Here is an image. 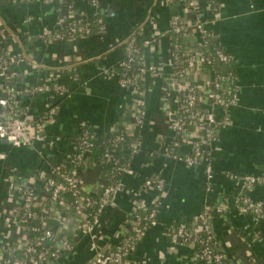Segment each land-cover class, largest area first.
Masks as SVG:
<instances>
[{
  "label": "crops",
  "instance_id": "obj_1",
  "mask_svg": "<svg viewBox=\"0 0 264 264\" xmlns=\"http://www.w3.org/2000/svg\"><path fill=\"white\" fill-rule=\"evenodd\" d=\"M67 1L69 6L62 7L58 0H0V48L26 60L11 82L16 102L32 121L42 120L52 106L57 109L46 122L43 141L30 147H12L0 140V264L6 262L7 249L21 238L16 219L19 188L33 187L45 204V176L75 154L84 128L91 129L95 136L112 133L116 126L134 129L133 113L127 109L133 98L111 71H116L126 41L137 30L146 43L145 63L158 69L143 81L145 119L140 149L132 155L118 192L99 219L95 242L78 234L80 223L75 214L58 213L50 218L48 226L70 238L74 249L43 264H94L96 248L111 252L119 244L132 211L153 207L155 223L145 226L141 241L127 258L129 264H205L194 259L191 248L172 244L166 230L204 212H208L215 242L230 264H264V218L239 211V181L235 179L250 175L264 180V0H198L197 12L171 0H100L98 10L89 0ZM99 14L107 27L100 37L48 44L38 40L44 29L92 23ZM175 17L189 22L198 17L231 58L219 64V70L191 73L204 89L212 82V72L220 71L233 77L222 83L223 92L236 90L238 94L237 104L227 113L215 110L219 119L227 115L230 125L219 129L208 148L211 182L204 166H188L168 155L175 138L172 116L178 109L169 65ZM197 41V33H190L189 42ZM56 82L67 87L68 96L52 94L50 87ZM35 85L45 90H27ZM4 91L0 77V100ZM210 92L211 87L207 94ZM179 150L189 155L193 147L188 142ZM156 177L164 182L161 190L144 189L145 181ZM101 179L96 165L87 162L81 173L84 188L97 190ZM247 194L253 201H262L264 183L254 185Z\"/></svg>",
  "mask_w": 264,
  "mask_h": 264
},
{
  "label": "built area",
  "instance_id": "obj_2",
  "mask_svg": "<svg viewBox=\"0 0 264 264\" xmlns=\"http://www.w3.org/2000/svg\"><path fill=\"white\" fill-rule=\"evenodd\" d=\"M21 1L33 2L37 0ZM89 1L96 10L99 9L100 0ZM171 1L174 5H181L190 11L197 12L200 10L198 0ZM67 2V0H58L59 4H66ZM92 23H96V32L91 28ZM92 23H72L67 28L53 31L44 29L38 36V40L48 44L66 41L68 37L70 39L100 37L105 34L107 27L103 18L96 15ZM140 33V30L135 31L124 45V56L118 66L122 72L111 71L112 74H116L118 77L119 86L128 89L134 102L127 108L130 113H133L134 129L116 126L112 133H119L115 137L114 145L127 144L132 155L139 151L141 145L137 141H128L126 134L133 136L135 128L142 127L144 124L145 104L141 99L143 81L146 75L158 73L156 65H147L144 57L140 54V47L137 46L136 39ZM190 33H197V43L192 44L189 42ZM171 37L173 40V56L169 63L173 70L171 86L176 88L178 109L175 113L177 117L173 121L175 138L168 155L185 162L188 166H204L207 180L211 182L213 172L208 159V148L215 141L219 129L222 126L230 125L229 117L225 115L222 119H219L215 110L220 109L227 113L231 107L237 104L238 94L236 90H232L230 93L223 92L222 83L232 79L231 76L211 71L213 74L212 82H210L209 87L202 89L191 78V73L193 71L204 73L203 67L205 64H225L230 62L231 58L221 48L215 49L213 55H208V45L217 39L214 33L207 29L206 23L198 17L192 22L175 17L171 24ZM28 41L31 42V38H28ZM23 61H26L24 57L9 52L0 57V77L5 83L4 96L0 100V107L3 109L0 112V140L12 147H30L35 142L43 141L42 134L46 122L51 121L57 112L56 107L52 106L42 120L32 121L28 117L27 110L22 109L16 102L14 98L16 90L11 82L16 77L17 71L13 70L12 66ZM210 87L212 92L208 95L207 92ZM27 90L40 93L45 90V87L35 85ZM50 90L52 94L59 97H65L69 94L67 87L57 82L51 85ZM205 95L209 96V101L206 100ZM188 127L192 129H188ZM93 138L94 136L90 131L84 130L80 139H78L79 144L73 155L75 167L87 163L86 156L94 147ZM188 142L192 145L193 152L183 157L176 155L175 150L180 149L184 143ZM104 157L108 161H113L114 165L109 177L100 180L97 190L84 188L81 173L76 168L72 172L65 173L60 171V167L50 171L44 178L45 189L48 192L45 204H41L39 195L33 187L19 188L20 207L16 219L19 224L21 238L7 249L5 264H43L72 252L74 243L68 237L57 233L48 226L51 217L57 216L58 213L64 214L67 211L66 209L72 208L74 210V214L80 223L78 234L89 236L91 241L95 242L93 238L99 219L111 205L119 190L120 183L113 181L128 172L126 165L114 160L109 151L105 153ZM235 179L239 181L237 199L239 211L245 215L264 218V199L253 201L247 194L254 185L264 183V180L250 175L235 177ZM163 184L164 182L160 178H149L145 181L144 189L156 188L161 190ZM66 193L72 194L75 198L74 203L66 204L63 199V194ZM92 195H98V199L91 198ZM87 209H93L95 213L90 214ZM140 212L146 213L147 210L137 209L128 215V221L124 226L125 230L120 234V242L116 246L115 253L110 254L104 249L96 248L94 264H129L127 258L136 244L141 241L145 228L143 221H149L151 225L156 220L154 207L144 216ZM29 221L39 222L40 226L31 229L34 232H41L39 237H30V229L27 225ZM166 230L172 244L189 247L193 250L196 261H202L205 264H227V256L216 249L208 212H204L196 219L191 220L190 224L182 222L179 225H171ZM45 241L52 243L50 248L42 247ZM195 246H199L200 249L195 251ZM14 252H21L23 258L10 262L8 256Z\"/></svg>",
  "mask_w": 264,
  "mask_h": 264
},
{
  "label": "trees",
  "instance_id": "obj_3",
  "mask_svg": "<svg viewBox=\"0 0 264 264\" xmlns=\"http://www.w3.org/2000/svg\"><path fill=\"white\" fill-rule=\"evenodd\" d=\"M60 6L67 7L69 5H66L65 3H63V4H60ZM99 17H101V18L104 19V17H102L100 14H99ZM91 28H92V30L94 32H96V23H92L91 24ZM64 31H67V30H64ZM66 39L68 40V39H70V37H68ZM136 39H137V46L140 47V54L143 56L144 55V49H145V40H144V38L142 36V33L138 34L137 37H136ZM217 48H221L220 44L217 41H212L208 45V47H207V49H208V55H213L215 53V49H217ZM6 52L7 51H5L2 48H0V57L3 56V55H5ZM25 63H26V61H23L20 64L13 65L12 68H13V70H17V68L19 66H22ZM219 66L220 65L217 64V63H214V64H205L204 67H203V69H204V71H210V70H213V69H218ZM116 71L118 73H121L122 72L121 68H119V67H117ZM219 73H220V71H219ZM222 89H223V87H222ZM188 129H192V128L191 127H188ZM84 130H88V131H90L93 134V131L91 129L87 128V127L84 128L83 131ZM83 131H82V133H83ZM216 132H217V129H216ZM82 133L78 136V139H80ZM118 133L119 132L108 133V134H105L103 136H95L93 134L94 138L92 139V142L94 144V147L87 154L86 161L87 162H90L91 161L93 164L96 165V168H98V174L102 178H108L109 177L110 172H111V170L113 168V165H114V162L113 161H108V159H106L104 157V155H105V153L107 151H109V153L112 155V158L114 160H117L121 164L126 165L127 169H129V164H130L131 159H132V154L129 151L128 145L127 144H122V145H118V146H115L114 145L115 137H116V135ZM126 138H127L128 141H132V140L133 141H137L141 145V127H136L135 128L134 133H133V136H128L126 134ZM78 139H77V141H78ZM78 144L79 143L77 142L76 149L78 147ZM171 149H172V147H171ZM171 149H170V151H171ZM175 154L178 155V156H180V157L186 156V155H182L180 153V150L179 149H176L175 150ZM73 157L74 156H71L66 161V163L59 168L60 171L67 173V172H72L76 168V170L78 172L82 173L85 170V168L87 166V163L86 164H81L80 166L75 167L74 166V162H73V160H74ZM125 174L126 173L122 174L121 176H119L113 182H116L117 181L118 183H120V181L123 179V177L125 176ZM91 198L98 199V195H92ZM63 199L65 200V202H66L67 205H70V204L74 203V201H75V198L72 196L71 193L63 194ZM39 200H41V199L39 198ZM66 210L69 211L70 213H73L74 214V210L72 208L71 209H66ZM87 211L90 214H94L95 213V210H93V209H87ZM148 212H150V209L147 210L146 213H148ZM146 213L140 212V214L142 216H144ZM182 222L187 223V224H190L191 223L190 220H186V221H181V222L177 223L176 225H179ZM143 223H144V225L146 227L150 225L149 221H143ZM27 225H28V227L30 229V231H29L30 234L29 235H30L31 238H36V237H39L41 235V232H34V231L31 230L34 227L40 226V224H39L38 221H29L27 223ZM68 239L71 241L70 238H68ZM51 245H52V243L50 241H45L42 244V247H44V248H50ZM194 249H195V251L196 250L198 251L200 249V247L199 246H195ZM216 249H217V251L224 253L223 251H221L219 249V247L217 246V243H216ZM115 251H116V248L114 250H111V252H109V253L110 254L111 253H115ZM8 258H9L10 262H13V260H15V259H21V258H23V255H22L21 252H14V253L10 254L8 256ZM199 262L204 263L202 261H199ZM227 264H230L229 261H227Z\"/></svg>",
  "mask_w": 264,
  "mask_h": 264
},
{
  "label": "water",
  "instance_id": "obj_4",
  "mask_svg": "<svg viewBox=\"0 0 264 264\" xmlns=\"http://www.w3.org/2000/svg\"><path fill=\"white\" fill-rule=\"evenodd\" d=\"M171 83H172V80L170 81V84H171ZM175 89H176V88H175ZM176 117H177L176 115H173V116H172V119L175 120Z\"/></svg>",
  "mask_w": 264,
  "mask_h": 264
}]
</instances>
